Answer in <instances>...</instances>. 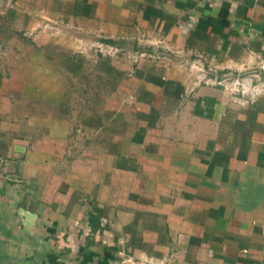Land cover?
I'll return each instance as SVG.
<instances>
[{"label":"crops","instance_id":"0c3cea01","mask_svg":"<svg viewBox=\"0 0 264 264\" xmlns=\"http://www.w3.org/2000/svg\"><path fill=\"white\" fill-rule=\"evenodd\" d=\"M98 37L259 78L264 0H0V264L260 263L264 90Z\"/></svg>","mask_w":264,"mask_h":264},{"label":"built area","instance_id":"2783aa9c","mask_svg":"<svg viewBox=\"0 0 264 264\" xmlns=\"http://www.w3.org/2000/svg\"><path fill=\"white\" fill-rule=\"evenodd\" d=\"M40 28L53 32L59 30V26L56 23L47 22L42 23ZM91 46L99 56L111 59H117L119 56L126 53L132 65L142 59L149 61H176L185 67L187 89H192L198 85L220 86L229 93H238L246 96H251L259 90H264V88L257 89V87L264 84V82L252 85L250 78H239L238 75H234L229 71H219L217 67L205 64L198 56L189 59L185 58L180 50L172 49L166 44L162 37H156L154 41L148 43L138 40V44L129 51H125L117 44L108 42L99 37L93 39ZM263 68L264 67L261 65V69ZM120 262L124 264H136L135 260L131 259L129 256H124ZM166 263L165 260L148 262V264ZM138 264L143 263L139 262ZM258 264H264V259Z\"/></svg>","mask_w":264,"mask_h":264},{"label":"rangeland","instance_id":"374dc122","mask_svg":"<svg viewBox=\"0 0 264 264\" xmlns=\"http://www.w3.org/2000/svg\"><path fill=\"white\" fill-rule=\"evenodd\" d=\"M89 50H90V53L93 54L94 57L99 56L98 54H96V52L94 51V48L92 46H90ZM232 74L238 75L239 78H251V84L252 85H256L257 83L264 82V68H263V71L260 74L259 78L251 77V75H249L250 73H248V72H242V73L234 72ZM93 81H96V80H93ZM259 88H264V84L259 85L257 87V89H259Z\"/></svg>","mask_w":264,"mask_h":264}]
</instances>
